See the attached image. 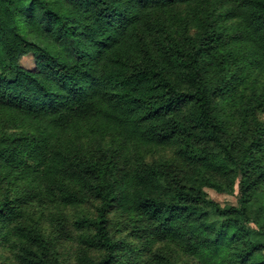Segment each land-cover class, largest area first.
Instances as JSON below:
<instances>
[{
    "label": "trees",
    "instance_id": "16d2710c",
    "mask_svg": "<svg viewBox=\"0 0 264 264\" xmlns=\"http://www.w3.org/2000/svg\"><path fill=\"white\" fill-rule=\"evenodd\" d=\"M0 264H264V0H0Z\"/></svg>",
    "mask_w": 264,
    "mask_h": 264
},
{
    "label": "rangeland",
    "instance_id": "374dc122",
    "mask_svg": "<svg viewBox=\"0 0 264 264\" xmlns=\"http://www.w3.org/2000/svg\"><path fill=\"white\" fill-rule=\"evenodd\" d=\"M191 11V8H189L188 6H178L173 12L175 17H188L189 16V12ZM194 13V12H193ZM176 18H173V21L176 20ZM182 22V21H180ZM178 22V23H180ZM176 25V24H175ZM194 31V29H193ZM22 65L27 67V68H33L35 66V59L32 55H27L24 56L22 58ZM206 191L209 193V195L215 199L216 201H218L222 206H226V205H239L240 203V185H239V181L236 182L234 188L232 189V191H218L216 189L213 188H206ZM256 221L250 223V227L252 229H258L259 225L257 223V220H259V222L261 223L262 221L260 219H257L255 217ZM258 225V226H257ZM70 255H68L69 257Z\"/></svg>",
    "mask_w": 264,
    "mask_h": 264
}]
</instances>
